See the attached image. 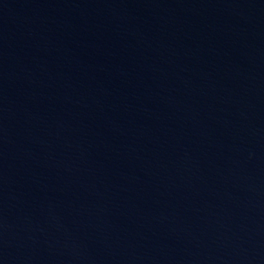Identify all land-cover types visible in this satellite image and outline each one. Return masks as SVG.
Returning <instances> with one entry per match:
<instances>
[{
    "label": "water",
    "instance_id": "obj_1",
    "mask_svg": "<svg viewBox=\"0 0 264 264\" xmlns=\"http://www.w3.org/2000/svg\"><path fill=\"white\" fill-rule=\"evenodd\" d=\"M0 264H264V0H0Z\"/></svg>",
    "mask_w": 264,
    "mask_h": 264
}]
</instances>
